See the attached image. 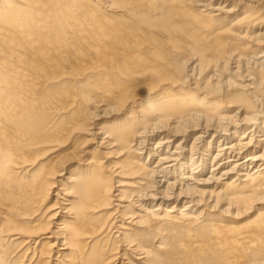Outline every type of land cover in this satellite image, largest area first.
I'll return each mask as SVG.
<instances>
[{"label": "bare ground", "instance_id": "bare-ground-1", "mask_svg": "<svg viewBox=\"0 0 264 264\" xmlns=\"http://www.w3.org/2000/svg\"><path fill=\"white\" fill-rule=\"evenodd\" d=\"M67 76L83 85L77 107L60 95L70 90ZM137 76L142 85L132 83ZM92 87L105 89L108 105L86 107ZM115 114L123 119L106 125ZM79 131L83 143L117 156L110 169L122 179L103 185L110 170L91 155L84 173L69 172L57 189L66 198L50 216L62 222L30 224L34 194L43 201L64 171L25 185L36 179L20 177L35 162L31 150ZM215 138L207 175L197 178ZM135 193L138 211L129 213ZM196 196L212 202L201 221ZM112 197L119 203L106 221L98 212ZM184 198L181 208L162 207ZM0 221V241L23 238L21 256L32 250L36 264L52 255V264H113L126 255L141 264H264V0H0ZM186 223L199 224L205 239L192 244L187 233L174 248L143 244L162 224ZM113 227L121 255L107 248ZM4 243L0 264L12 256Z\"/></svg>", "mask_w": 264, "mask_h": 264}, {"label": "rangeland", "instance_id": "rangeland-1", "mask_svg": "<svg viewBox=\"0 0 264 264\" xmlns=\"http://www.w3.org/2000/svg\"><path fill=\"white\" fill-rule=\"evenodd\" d=\"M4 1H6V0H4ZM219 21H222V20H219ZM228 21L229 20L226 19V22L224 24L228 23ZM244 40L247 41L246 39H243V40H238V41L235 40V42L241 41V43H243ZM244 45H245V43L242 44V46H244ZM237 46L240 47L241 44H238ZM241 50H242V48L240 47L237 51L241 52ZM69 52H72V51H69ZM247 54H251V53L248 52ZM184 56H187V55L183 54V58H184ZM82 60H84V59H82ZM66 67H68V65H66ZM94 72H96V71H89L88 73H85L83 78H82V80H81V83L85 81L84 80L85 76H87L89 74H92ZM142 79H143V77L137 76L136 78H134L132 83L135 84V85H142V83L144 82V80H142ZM239 79H241V76H240ZM15 80H16V78H15ZM61 80H71V78L67 76L65 78H62ZM76 80L75 79L71 80V87L69 88L70 90H68L67 92L65 90H63L60 93V95H62L64 97V101L67 100L68 102L69 101L70 102H74L75 105H76L75 107H77V104H79V103H81L83 101L81 99V95H80L81 91L79 89V88H82L83 85L78 84L76 82ZM93 80L98 82V76L91 77V81L92 82L90 83V85L94 84ZM53 81L49 80L50 83H53ZM236 82L239 83V81H236ZM73 84H74V87H73ZM104 90L105 89H102V88H94V87H92V90L89 92V101H88V105L86 107L92 108V107L95 106V107H99V109H101V108L105 107V105H108L109 104V100L105 96ZM72 96H74V97H72ZM58 118H59V114L56 115V116L53 115V122L54 123L57 122ZM122 119L123 118L121 116H118V114H115V115L111 116V118H106L105 119L106 121L104 120L106 123L102 122L101 124L105 123L106 125H110V124H107V122H109V121H117V120H122ZM79 132H78L79 134H76V133L72 134L71 137H69L68 139L64 140L61 144L60 143L59 144H57V143L51 144L50 143V144H48V146L40 147L39 149H36V150H33V149L31 150V154L30 155L36 157L35 162L32 163V166L28 167L27 170L24 169L23 170L24 173L20 177L21 178H26L25 180L29 181L30 179L33 178V175L35 174L36 175V179H33L32 182L30 181L27 184L25 183V185H32V186L36 187L37 186V182L39 181V179L42 178L43 174L45 172H47V170L51 171L52 168L53 169H64V171H63L62 176H56L55 177L58 182L55 184V186H53L50 189V192H49L48 196L43 201H41V197H40L41 194H38V193L34 194V198H36L37 202H38L37 204H35V209L37 211L34 213V216L30 219L31 220L30 224L35 222V223H38V225L42 226V225L50 223L51 226H52V229H53V226H54L53 225V221H54V224L62 222V218H58L57 216L56 217L54 216V218H53V216H50L53 212L58 211V209L60 210L59 206L60 207L62 206V205H60L61 204L60 201L62 199H64V198H66V196H64L57 189L59 187H62L63 184H67V182H66L67 180H65V179H67L66 177L69 176V174H70L69 172H73L76 169H78V171L80 170L79 171L80 173L78 172L79 174L84 173L85 170L82 169V168L84 167V163H86L87 160L90 159L91 155H93L95 159H98V160L101 161V165L105 168V170L108 169V170L111 171V172L110 171H106V172L104 171L105 174H104L103 179H102V184L103 185L104 184L105 185L110 184V185L115 186L117 184L116 181L122 179V178H120V176L118 174L116 175V174H114L112 172L113 169H110L112 166L114 167L116 162H118L119 159L117 158V156H115L114 153L113 154H104V150L105 149L97 147L95 145V143H93V142L86 143L87 144L86 145L85 143H83V139H85V137L83 135L84 132L83 131H79ZM196 132H197V130H195L194 132H192V133H190L189 135L186 136V139L188 141L187 144L190 142L192 135L194 133H196ZM157 137H159V136H156V137H154L153 139H151L149 141L148 146H147L148 149H152L154 147L153 145L155 144V140H156ZM181 137L182 136H178L174 140V143H172V146ZM209 138H210V136H208L206 139H209ZM217 140H218V138L214 139V145L210 148L209 155L208 156L204 155L205 163H207L206 164V168H204V171L202 172V174H200L201 176L200 177L198 176L197 178L201 179L202 177L207 175V169L209 168V161L211 160V155L213 154V152H215V145H216V143H218V142H216ZM172 146H169L171 150L173 149ZM83 148H84V150H83ZM44 150H47V152H43ZM148 151H150V150H148ZM149 153L150 152H148V154ZM146 156H147V153L143 154L141 160L145 161L146 160ZM152 162H153L152 160L148 161L147 165L150 166L151 164H153ZM82 165H83V167H82ZM78 166H79V168H78ZM76 173H77V170H76ZM107 175H109L108 180H107V177H105ZM174 175L175 176H179V173L177 172V174L175 173ZM233 176L234 175L232 174V177ZM105 182H107L108 184L105 183ZM66 186H68V185H66ZM116 188H118V187H116ZM14 190H16V189L14 188ZM126 190H128V191H126L127 192L126 195H127L130 190L129 189H126ZM35 192H37V190ZM112 192H114V194L117 193L115 191V188H112ZM112 198L114 199V200L111 199V203L112 204H109V206H106V207L102 206L100 208L101 210H99V212H98V214L103 217V220H106V218L107 219L110 218V217L109 218L107 217L106 210L109 211V209H111L110 207H112L114 204L116 205V204L119 203V201L115 200L116 199L115 197H112ZM136 199H137V196H136V193H135V195L133 196V201H131L132 205L129 206L130 208L128 207L129 210L127 212L133 213V212H137L138 211L137 207L134 204V201ZM194 199L202 200L200 202V204H198L199 206H194V209H197V210H194V212H193L194 216L196 217V221H201L203 218H198L199 215H200L199 212H201L202 209L205 210L209 206V204L211 205L212 202H207L206 201V199H208V196H204L203 198L199 197V196L198 197L196 196V197H194ZM38 200H40V202ZM186 200H187V198H184L180 202H175V203H174L173 200H171V201H168L167 203H163L162 207L164 208V207H167V206H170V205H175V208H173L175 210V209L181 208L182 207L181 205ZM152 205H156V204H154V203L153 204H151V203L147 204L146 202L142 203V206L144 208L145 207L146 208L156 207V206H152ZM222 205H223V207L226 206L225 204H222ZM252 205L254 206L255 204L253 203ZM56 208H58V209H56ZM217 209H220V207L218 206L216 208L215 212L217 211ZM254 215H255V211H252V212H250V214H247L246 216L244 215L243 217H239L236 220H238V221L246 220V219L252 218ZM23 217L24 216H21V219ZM23 219H25V218H23ZM226 219H233V218H226ZM58 220H60V221H58ZM118 224H120V222H116V225H118ZM187 225H188L187 223L186 224H178V225L162 224L158 230L150 231V234L148 236V240H146V241L144 240L143 244L147 245V246H150L153 243H155L156 240L160 239V241L164 243V245H165L164 247L165 248H168V249H169V247L170 248L171 247L174 248L173 246H177L178 242L182 239V237L185 238L187 233L190 234L188 242H190L191 240L197 239V238H198V240L199 239H205L204 238V234H202V232L205 233V231L204 230H199L201 228V227H199V224L195 225V226H187ZM114 229L115 228L113 227L112 230L109 233L108 241L106 242V244L108 245L107 248L109 250H112L111 252H109V254H111V253H113V251L117 250V252H120L117 255H121V252H122L121 250H123V246L118 242L119 234H117V232H119V230H115V232H114ZM6 234H7V225H6V223H3L2 221H0V238L1 237H5V236L7 237ZM12 237H18V236L15 235V236H12ZM22 239L23 238H20V239L16 238V240H14L12 242H5V243L0 241V243H4L5 250H8V252L11 251V254H12V256L10 257L11 259L9 258L6 261L7 263H5V264H36V262L38 261V257L36 258L34 256V258H33L34 260H29L32 250H28V252H26L24 254L25 255L24 257L21 256L23 254L21 252L26 247L24 243L21 244L22 243ZM194 241H191L190 243L193 244ZM156 244H158V243H156ZM17 245H19V246L17 247ZM12 251H14V252H12ZM18 251H20V252H18ZM18 255H20V256L18 257ZM127 257H128L127 255L123 256V258H124L123 259L122 257L120 258L118 256V258L116 259L115 263H113V264H125V263L127 264V263L130 262V260L133 261V262L135 261L134 264H139L140 263V262L137 263V260H135V259L133 260V258L131 259L130 256L128 258ZM55 258H56V255H52V256H50V258H46L47 260L49 259L48 261L46 260V262H48L47 264L54 263L52 261Z\"/></svg>", "mask_w": 264, "mask_h": 264}]
</instances>
